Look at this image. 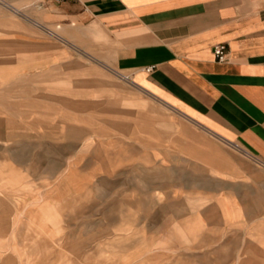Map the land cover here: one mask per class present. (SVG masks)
<instances>
[{
    "label": "rangeland",
    "instance_id": "1",
    "mask_svg": "<svg viewBox=\"0 0 264 264\" xmlns=\"http://www.w3.org/2000/svg\"><path fill=\"white\" fill-rule=\"evenodd\" d=\"M15 7L0 9L21 34L0 36V264H264V217L191 154L201 135L74 46L47 64L37 4ZM68 145L67 164L43 163Z\"/></svg>",
    "mask_w": 264,
    "mask_h": 264
},
{
    "label": "crops",
    "instance_id": "2",
    "mask_svg": "<svg viewBox=\"0 0 264 264\" xmlns=\"http://www.w3.org/2000/svg\"><path fill=\"white\" fill-rule=\"evenodd\" d=\"M23 2L0 0V9L17 15L20 9L15 6ZM32 4H37L32 19L39 18L42 23L36 25L53 39L46 47L47 64L74 46L80 57L171 109L207 142L190 140L191 154L222 174L223 187L233 191L244 214L264 217V0H32ZM17 34L16 28L0 22V36ZM55 39L63 44L56 46ZM219 43L229 48L224 61L213 52ZM150 66L152 71L147 70ZM62 149L61 156L48 153L43 163L67 164L70 147ZM51 197L49 205L57 215L62 195ZM30 212L36 221L41 217L38 210Z\"/></svg>",
    "mask_w": 264,
    "mask_h": 264
},
{
    "label": "built area",
    "instance_id": "3",
    "mask_svg": "<svg viewBox=\"0 0 264 264\" xmlns=\"http://www.w3.org/2000/svg\"><path fill=\"white\" fill-rule=\"evenodd\" d=\"M51 1H66V0H51ZM214 55L217 60L224 61L228 57L229 48L225 43L216 44L213 48ZM153 66L147 68L148 71L153 70Z\"/></svg>",
    "mask_w": 264,
    "mask_h": 264
}]
</instances>
